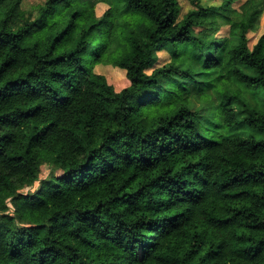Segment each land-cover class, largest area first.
<instances>
[{"label":"clouds","instance_id":"9594fccd","mask_svg":"<svg viewBox=\"0 0 264 264\" xmlns=\"http://www.w3.org/2000/svg\"><path fill=\"white\" fill-rule=\"evenodd\" d=\"M0 264H264V0H0Z\"/></svg>","mask_w":264,"mask_h":264}]
</instances>
